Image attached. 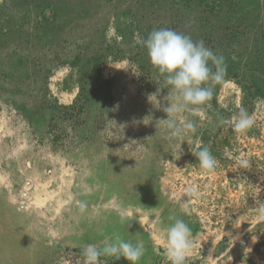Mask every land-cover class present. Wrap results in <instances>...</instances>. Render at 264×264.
<instances>
[{
  "label": "rangeland",
  "instance_id": "rangeland-1",
  "mask_svg": "<svg viewBox=\"0 0 264 264\" xmlns=\"http://www.w3.org/2000/svg\"><path fill=\"white\" fill-rule=\"evenodd\" d=\"M159 28L227 69L181 138L157 124L168 88L148 99L160 82L141 41ZM241 107L254 125L236 134ZM170 214L192 230L187 264H264V0H0V264L116 236L144 242L139 264H167Z\"/></svg>",
  "mask_w": 264,
  "mask_h": 264
},
{
  "label": "clouds",
  "instance_id": "clouds-1",
  "mask_svg": "<svg viewBox=\"0 0 264 264\" xmlns=\"http://www.w3.org/2000/svg\"><path fill=\"white\" fill-rule=\"evenodd\" d=\"M141 43L160 82L156 92L149 95V101L152 104L155 101L160 107L157 97L164 88L169 90L165 97L168 103L162 109L167 118L159 120L157 124L164 125L171 138L195 134L196 124L182 114L200 113L203 106L212 99L214 85L224 83L227 72L224 57L206 47L204 41H194L190 35L171 28L154 29ZM231 119L236 134H245L254 125L253 117L244 107ZM179 148L181 151V145ZM192 155L205 174L214 172L217 160L208 147L193 148ZM189 193L195 194V187L190 188ZM78 204L80 212H85L87 203L80 201ZM121 219L123 222V216ZM168 219L172 222L161 228L164 257L167 264H187L194 244L192 230L185 220L175 214H170ZM145 251L142 240L134 243L119 236L114 239L105 238L101 246L88 244L82 249L83 264H101L102 256L115 257L116 260L123 258L128 264H139Z\"/></svg>",
  "mask_w": 264,
  "mask_h": 264
},
{
  "label": "built area",
  "instance_id": "built-area-1",
  "mask_svg": "<svg viewBox=\"0 0 264 264\" xmlns=\"http://www.w3.org/2000/svg\"><path fill=\"white\" fill-rule=\"evenodd\" d=\"M83 256L82 251H68L62 258H60L57 264H83ZM101 264H119L118 261L110 259L109 257H101Z\"/></svg>",
  "mask_w": 264,
  "mask_h": 264
}]
</instances>
